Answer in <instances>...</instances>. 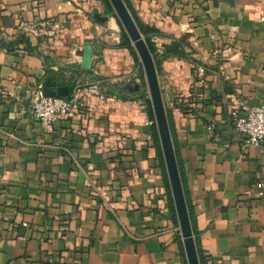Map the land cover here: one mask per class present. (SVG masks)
<instances>
[{
	"label": "crops",
	"instance_id": "crops-1",
	"mask_svg": "<svg viewBox=\"0 0 264 264\" xmlns=\"http://www.w3.org/2000/svg\"><path fill=\"white\" fill-rule=\"evenodd\" d=\"M127 1L150 32L204 264H264V146L243 149L230 120L264 103V0ZM99 7L0 0V264L185 260L142 68ZM94 82L107 99L85 117L32 118L36 90Z\"/></svg>",
	"mask_w": 264,
	"mask_h": 264
},
{
	"label": "water",
	"instance_id": "water-1",
	"mask_svg": "<svg viewBox=\"0 0 264 264\" xmlns=\"http://www.w3.org/2000/svg\"><path fill=\"white\" fill-rule=\"evenodd\" d=\"M107 1L122 30L124 31V34L128 38L144 74L147 95L150 101L174 211L182 238L186 264H199L186 200L153 58L141 32L133 21L123 0ZM92 18L96 19L99 23H105L108 20L106 17H101L97 14L92 15ZM164 49L168 52L175 51L177 49V43L172 42L170 45L165 46ZM131 88H134V91H138L139 89L137 86H131ZM56 91V95L46 91H44V93L45 95L59 98H66L68 95V89L65 87L58 88Z\"/></svg>",
	"mask_w": 264,
	"mask_h": 264
},
{
	"label": "built area",
	"instance_id": "built-area-1",
	"mask_svg": "<svg viewBox=\"0 0 264 264\" xmlns=\"http://www.w3.org/2000/svg\"><path fill=\"white\" fill-rule=\"evenodd\" d=\"M221 55V50L215 48L211 53V59H221ZM191 64L197 76L202 77L206 74L205 67ZM88 98L105 101L107 95L102 91L98 82L72 85L66 98L48 96L43 90L38 89L33 95L31 115L43 127L60 120L83 118L87 112ZM230 120L235 132L242 137L243 149L264 146V103L257 107H248L243 102H238L230 112ZM6 138L24 144L13 134H7ZM176 264H186V261L179 259ZM205 264H213V262L208 259Z\"/></svg>",
	"mask_w": 264,
	"mask_h": 264
},
{
	"label": "trees",
	"instance_id": "trees-1",
	"mask_svg": "<svg viewBox=\"0 0 264 264\" xmlns=\"http://www.w3.org/2000/svg\"><path fill=\"white\" fill-rule=\"evenodd\" d=\"M101 2V4L103 5L104 7V11H103V15L104 16H107L109 14L112 13V9L110 8V5L108 3L107 0H99ZM127 10L129 11L133 21L135 22L137 28L139 29V31L141 32L143 38H144V41L149 49V52L153 58V62H154V47H153V44L150 42V40L148 39V35L150 34L149 31H146V29H143L142 27H140L138 24H137V21H136V15L133 11V9L130 7V4L128 3L127 0H123ZM120 47L126 49L129 51V53L133 56L135 62L138 64V59L136 57V54L133 50V48L131 47V44L128 40V38L126 37V35L124 34V32L121 33V39H120V44H119ZM177 55H181L180 53H178L177 51L175 52ZM183 57H185V55H183ZM155 64V62H154ZM167 120H168V124H169V129H170V120H169V117H168V112H167ZM157 141V139H156ZM178 169H179V175H180V179H181V183H182V187H183V192H184V180H183V175H182V171H181V168L180 166H178ZM184 196H185V193H184ZM185 200H186V205H187V211H188V214H189V219H190V223H192V214H191V209L189 207V204H188V200L186 199V196H185ZM197 250V256H198V260H199V264H204V260L200 254V252L198 251V249L196 248Z\"/></svg>",
	"mask_w": 264,
	"mask_h": 264
},
{
	"label": "rangeland",
	"instance_id": "rangeland-1",
	"mask_svg": "<svg viewBox=\"0 0 264 264\" xmlns=\"http://www.w3.org/2000/svg\"><path fill=\"white\" fill-rule=\"evenodd\" d=\"M96 2L99 3L98 0H96ZM98 13L101 14V15H103V10H102L100 7H99V9H98ZM109 15H110V17L113 18V19H112V26L117 30L118 34L121 35V33L124 32V31L122 30V28H121V26H120V24H119V22H118L116 16L114 15L113 11H112V13L109 14Z\"/></svg>",
	"mask_w": 264,
	"mask_h": 264
}]
</instances>
